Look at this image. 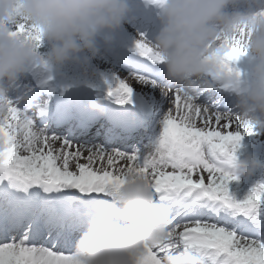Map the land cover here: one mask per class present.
<instances>
[{
    "label": "snow or ice",
    "instance_id": "obj_1",
    "mask_svg": "<svg viewBox=\"0 0 264 264\" xmlns=\"http://www.w3.org/2000/svg\"><path fill=\"white\" fill-rule=\"evenodd\" d=\"M149 2L162 8L165 0ZM13 34L35 49L27 67L50 72L39 51L42 30L21 19ZM244 39L243 28L218 37L206 59L219 72L172 84L161 74L163 58L139 34L115 85L96 96L111 97L114 107L99 112L78 96L50 106L26 92L21 107V97L0 94V264H82L72 249L92 206L111 198L129 176L145 181L169 209L167 237L158 246L145 245L138 264H162V257L180 251L200 264H264V182L238 199L229 190L237 177L225 170L256 127L218 110L207 91L216 82L235 87L226 77L240 75L230 65L247 53ZM100 121L103 141L96 142L89 136ZM50 126L63 131L50 133Z\"/></svg>",
    "mask_w": 264,
    "mask_h": 264
},
{
    "label": "clouds",
    "instance_id": "obj_2",
    "mask_svg": "<svg viewBox=\"0 0 264 264\" xmlns=\"http://www.w3.org/2000/svg\"><path fill=\"white\" fill-rule=\"evenodd\" d=\"M235 3L165 0L159 13L161 27L151 44L163 58L165 80L188 84L191 79L219 72L206 57L218 37L238 35L243 28L244 46L253 59L250 79L242 85L235 74L226 79L236 88L241 122L264 128V12H228V6ZM126 12V0H0V94L6 95L35 60L32 43L13 34L21 19L42 30L48 43L44 65L51 72L68 62L86 68L96 56L97 35L119 28ZM82 53L88 55L82 57ZM157 87L162 93L167 91L166 85ZM89 107L99 112L101 100L94 97ZM227 164H234L240 175L248 176L261 166L252 154L230 157ZM92 213L74 248L82 264H138L145 245L158 246L168 235L169 209L156 201L145 181L135 176L116 187L111 198L97 201ZM117 215L134 227L112 222ZM162 264L200 262L191 252L180 251L162 257Z\"/></svg>",
    "mask_w": 264,
    "mask_h": 264
},
{
    "label": "bare ground",
    "instance_id": "obj_3",
    "mask_svg": "<svg viewBox=\"0 0 264 264\" xmlns=\"http://www.w3.org/2000/svg\"><path fill=\"white\" fill-rule=\"evenodd\" d=\"M245 4H248V3L246 2ZM154 7H156V6H153V8ZM127 8H129L128 3H127ZM158 9H159V13H160V8H158ZM242 10L243 11H241V13L256 14L258 12H264V6L258 7V8L256 7L254 9L245 8ZM151 15L160 20L159 14H150V16ZM122 26L123 27H119L116 30L112 31L113 32V38L109 39V40H107V42H105V44L110 43L111 48L109 50V53L107 52V54L104 56V58L107 57V58H109V60H112V56H115V57L120 56V55L123 57L129 56L128 54L131 53L130 49L133 47L134 41L136 40L138 35L142 33L140 31L133 30L128 25L122 24ZM144 37H145V35H144ZM127 52H129V53H127ZM99 54H101V52ZM113 63L118 64L120 66L119 69L120 70L122 69L123 65H121L120 61H113ZM74 65H75V70L77 71L76 72L77 73L76 78L78 79V81L83 86L91 87V90H92V93L88 94V96L84 100L86 107L88 105L87 103L90 102L97 95L104 97L109 84H111L113 86L115 85V80H114L115 75H112L113 73H111L110 71L108 73H106L105 71L101 70L102 67L98 68L99 66H98L97 62H91L90 63L88 61L86 68L84 66H82L81 64L79 65L78 63H74ZM230 67L233 69L234 72H239L240 75L242 74L243 69H246L245 72L248 73V71L250 72L252 67H253V59L250 55L249 56L243 55L238 60L233 62L230 65ZM115 68H118V66L109 65L110 70L112 69L114 71H118ZM162 70H164V68H162ZM119 72L120 71H118V73ZM122 74H125V73H122ZM240 75H239V83L242 85V84H244V82L242 81ZM40 77H42L41 72L33 69V73H31V75L28 77V81L30 84H32ZM201 79L206 80V79H208V77H203ZM105 81H107L108 83H105ZM128 82L129 83H136L134 80H129ZM43 85H46V87L49 89V95L52 96V95L60 94V93H58L56 88L53 86L52 78L50 80L47 79V81L44 82ZM213 86H218V85H213ZM133 87L137 91H140V87H142V86L140 85L139 88H136L135 86H133ZM43 91H44L43 87L39 86L38 92L41 93L42 97L47 98L48 94H46V92H43ZM231 92H232V89H227L225 91L224 90H222V91H220V90L210 91V93L216 98L215 106L217 107L218 110L237 113V111H238L237 107L234 108L233 110H230V105L232 103H236V95L233 96L231 94ZM16 95H17V92L15 93L11 89L10 92L6 96H8L9 99H13V98H15L14 96H16ZM157 95H159L158 92L156 93V96ZM92 96H93V98H92ZM57 97L58 98L56 99V102L64 100L65 98L69 97V95L68 94L63 95V96L58 95ZM224 100H226V101H224ZM24 103H25L24 101L21 103L22 107L24 106ZM101 105L103 107H106L108 105L114 106L112 104V98L111 97H108L106 99H101ZM49 131H50V129H49ZM52 132L53 131H50V133H52ZM259 132L261 134L260 138L264 139V128H256V133L253 136L250 135V136H244L243 137V139L241 141V147L236 152V153H238V151H240V153L236 156L237 158H240L241 156L246 155V154H252L253 155L254 151L259 153V150L264 148L260 144V139L256 138V135H258ZM102 135H103V132H102ZM55 146L56 145H54V147ZM84 155L86 156L87 153L85 152ZM80 162L83 163L85 161L81 160ZM72 167L74 170V163H73ZM225 170L227 171L228 169L225 167ZM230 170L238 172V169L235 167L234 164L230 165ZM230 184H231V182H230ZM232 190L233 191L231 192V194L234 195L235 191H234V189H232ZM112 221H114V219Z\"/></svg>",
    "mask_w": 264,
    "mask_h": 264
},
{
    "label": "rangeland",
    "instance_id": "obj_4",
    "mask_svg": "<svg viewBox=\"0 0 264 264\" xmlns=\"http://www.w3.org/2000/svg\"><path fill=\"white\" fill-rule=\"evenodd\" d=\"M129 1H130L131 5H133L134 0H129ZM139 1H143L147 4L148 8L150 9V12L148 14L150 15L151 10H152V6H155V5L151 4L149 2V0H139ZM154 9L158 10V7H154ZM122 24L129 26V24H127L124 21V19L122 20L120 27H123ZM104 33H105V36L103 38L105 41L113 38V32H106L105 31ZM43 44L48 45L46 40H44ZM96 47L99 48V46L97 45V42H96ZM104 48H106V50L102 49L101 54H99L100 51L97 49L96 56L91 58L89 60V62L90 63L91 62H97L98 66H99L98 68L102 67L101 70L105 71L106 73H108L110 71L111 73H113L112 75H118L119 74L118 71H120V69H119L120 66L118 64L113 63V61L109 60V58H107V57L104 58V56L107 54V51L109 52V50H110V48H108L105 44H104ZM87 55H88L87 53L81 54V56H83V57H86ZM245 55L249 56L250 54L246 53ZM109 65L118 66V68H115L118 71H114L112 69L110 70ZM245 70L246 69H243L242 74L240 75V77L244 83L247 82L251 76V71L250 72L248 71V73H246ZM76 72L77 71L75 70L74 63L68 62V63L64 64L58 71L53 70V71L48 72V73L41 72V74L43 76H46V74L51 76L52 84L57 90L61 91L63 89L64 93L68 94L69 96H78V97H81L83 99H86L88 94L92 93L91 87L83 86L78 81V79L76 78V76H77ZM122 75H126V73L122 74ZM130 84L132 86H135L136 88L140 87V85H138L137 83H130ZM22 85L23 84H21L20 82L17 81L11 88L15 93L17 92V95H16L17 97H23V95L26 92L29 93V90H28L29 86L26 85L23 87ZM141 88L142 87H140V90H142ZM11 89H9V91L6 93V95L10 92ZM211 89L209 88L208 90H211ZM16 96H14L15 98H13V99H16L17 98ZM92 98H93V96H92ZM157 99H159V95H157ZM22 102H23V100L20 101L19 106H21ZM33 102H35V101H33ZM233 108H235V106H233V103H232L230 105V110H233ZM260 137H261V134L259 132V134L256 135V138L260 139V144L262 147H264V139H262ZM55 147H59V144H56ZM239 153H240V151H238V153H236L235 156H237ZM253 155L260 162L261 166L259 168H257L256 170H254L253 174L250 176L240 175L239 170H238V172L231 171L230 165L229 164L225 165V167L228 169L227 171L237 177V179L235 181H232L231 184L229 185V187H230L229 190L231 193L233 191L232 189H234V191H235L234 196L238 199L243 198L246 195V193L248 192V190H250L258 182H264V148L260 149L259 153L254 151Z\"/></svg>",
    "mask_w": 264,
    "mask_h": 264
},
{
    "label": "trees",
    "instance_id": "obj_5",
    "mask_svg": "<svg viewBox=\"0 0 264 264\" xmlns=\"http://www.w3.org/2000/svg\"><path fill=\"white\" fill-rule=\"evenodd\" d=\"M47 46L46 45H42V47H41V49L39 50L40 51V53L43 55L44 53H46V51H47Z\"/></svg>",
    "mask_w": 264,
    "mask_h": 264
}]
</instances>
